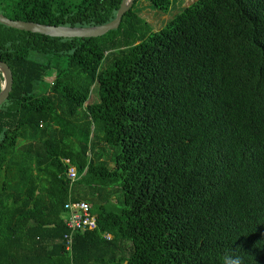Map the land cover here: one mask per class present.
Returning <instances> with one entry per match:
<instances>
[{"label":"trees","instance_id":"trees-1","mask_svg":"<svg viewBox=\"0 0 264 264\" xmlns=\"http://www.w3.org/2000/svg\"><path fill=\"white\" fill-rule=\"evenodd\" d=\"M138 1L99 37L0 22L14 77L0 106V264H264V0H196L159 30ZM121 3L0 0V12L95 26ZM70 197L98 223L72 253Z\"/></svg>","mask_w":264,"mask_h":264},{"label":"water","instance_id":"water-1","mask_svg":"<svg viewBox=\"0 0 264 264\" xmlns=\"http://www.w3.org/2000/svg\"><path fill=\"white\" fill-rule=\"evenodd\" d=\"M135 0H122L116 17L105 24L95 26H68V25H50L35 21H26L20 19H11L0 12V22L20 30L41 33L53 37H99L120 26L123 16L133 7ZM0 73L2 77L0 91V106L9 98L13 89L14 77L11 67L0 60Z\"/></svg>","mask_w":264,"mask_h":264},{"label":"built area","instance_id":"built-area-1","mask_svg":"<svg viewBox=\"0 0 264 264\" xmlns=\"http://www.w3.org/2000/svg\"><path fill=\"white\" fill-rule=\"evenodd\" d=\"M64 162L67 164V176L70 180V189L73 188L74 182L78 179L77 167L72 164L69 158H65ZM65 214L64 220L68 228L65 234L66 250L72 253L74 234L78 231H86L88 229H95L97 227V217L92 211V207L88 201L76 200L70 197L64 205ZM108 238L111 235H106Z\"/></svg>","mask_w":264,"mask_h":264},{"label":"rangeland","instance_id":"rangeland-1","mask_svg":"<svg viewBox=\"0 0 264 264\" xmlns=\"http://www.w3.org/2000/svg\"><path fill=\"white\" fill-rule=\"evenodd\" d=\"M194 1L196 0H173L172 6L167 13H164L160 11L158 8L154 7L149 0H139L136 3L135 7L136 10L140 13V15L148 21V23L151 25V27L154 30H159L166 24L168 20H170L177 13H179L184 7L193 3ZM53 79H54L53 74L47 73L45 82H47L48 84ZM44 84L45 83H42V85ZM97 99H98V95L94 93L89 101L93 102ZM64 216H66V214H64Z\"/></svg>","mask_w":264,"mask_h":264},{"label":"clouds","instance_id":"clouds-1","mask_svg":"<svg viewBox=\"0 0 264 264\" xmlns=\"http://www.w3.org/2000/svg\"><path fill=\"white\" fill-rule=\"evenodd\" d=\"M234 264H239V260H236V261L234 262Z\"/></svg>","mask_w":264,"mask_h":264}]
</instances>
